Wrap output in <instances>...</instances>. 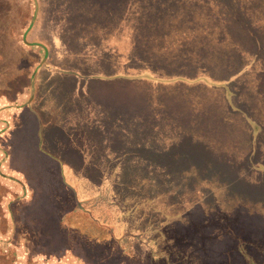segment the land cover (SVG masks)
<instances>
[{
    "label": "rangeland",
    "instance_id": "obj_1",
    "mask_svg": "<svg viewBox=\"0 0 264 264\" xmlns=\"http://www.w3.org/2000/svg\"><path fill=\"white\" fill-rule=\"evenodd\" d=\"M169 2H1L0 91L3 93L4 85L20 76L22 66L28 82L23 89L18 86L19 90L11 91L8 86L11 99L0 93V106L9 102L23 106L7 116L0 114V264H73L69 253L64 255L38 243L26 244L18 233L26 216L39 226L50 206L46 192L61 190L46 169L54 165L52 158L65 162L66 178L80 191L79 197L81 190L93 193L104 169L108 174L115 170L119 178L130 180L135 188L149 183L151 188L157 186L158 192L171 191L173 200L168 203L177 204L173 213L183 209L192 213L195 206H202L207 222L218 225V213L231 215L225 218L231 219L242 208L246 215L264 221V35L255 37L246 31L247 24L264 25V0ZM232 7L239 8L238 18H212L218 9L229 13ZM126 11L124 28L122 22L101 15ZM177 11L190 14L191 35H201L193 29H203L208 24L214 23L216 30L237 25V36L226 45L233 53L223 52V44H217L216 36L199 37L201 48L219 45L222 52L218 55L210 48L206 56L203 54L209 68H216V79L199 77V105H207L212 108V116L215 111L218 115L224 112L220 103L234 91L236 106L230 122L222 121L223 138L205 136L210 148H204L201 140L193 139L190 133H176L173 116H162L157 110L159 97L151 100V80L163 74L158 31L168 18L176 19ZM120 27L124 32L117 34L115 30ZM129 34L139 36L136 47L143 49L141 65ZM149 55L154 57L152 61ZM167 55L171 56V52ZM35 69V99L30 107H24ZM231 70L237 78L230 85ZM16 71L19 72L13 76ZM165 98H169L173 110L175 106L177 110H188V104L177 101L172 93ZM17 113H22L18 117L20 125L11 119ZM38 117L42 123L41 152L35 137ZM185 121L188 124L187 117ZM177 127L176 121V130ZM229 137L232 143H228ZM142 179L146 180L140 183ZM111 182L110 177L108 183ZM97 190L108 192L105 186ZM112 191L109 193L115 195V206L133 208L125 194ZM113 204H102L98 212L89 209L100 225L90 228L101 232L111 229L110 234L119 244L108 250L107 258H114L105 263L104 259L80 251L85 264H115L121 258L125 264H236L237 259L233 260L228 250L217 262L214 257L204 256L200 246L195 251L191 243L180 242L173 213L144 216L139 206V212L128 210L127 216H120ZM188 217L185 221L195 219L193 214ZM160 218L168 220V227L155 225ZM57 237L52 236L54 240ZM76 247L73 244L71 248Z\"/></svg>",
    "mask_w": 264,
    "mask_h": 264
},
{
    "label": "trees",
    "instance_id": "obj_2",
    "mask_svg": "<svg viewBox=\"0 0 264 264\" xmlns=\"http://www.w3.org/2000/svg\"><path fill=\"white\" fill-rule=\"evenodd\" d=\"M2 1L4 0H0V6L2 4ZM172 1L174 0H170L169 3H171ZM120 13L121 12H115L109 15H106V13H101V15L109 19L122 22L124 28L127 25V23L125 24V22H127V11L122 14ZM1 14L2 9L0 8V15ZM225 16L238 18L239 8L232 7L229 13L225 9H218L214 13L212 18L214 20L222 19ZM128 17L130 18V16ZM175 17L176 19L168 18L166 20L167 22L165 21L163 26L158 31L161 58L160 65L162 70L161 73L163 74L162 76H155L151 80V100L153 101L154 97H159L161 104L157 107V110L161 113L162 116H164L165 113L166 115L170 114L173 116L174 120L172 122V127H174L176 133H190L191 135H193V139L196 138L198 140H201L204 148H210L211 144L208 141H205L206 137H210V135H212V137L216 139L223 138L221 137L222 135H224L221 129V126H223L222 121L230 122L232 110L235 109L236 106L233 102V98L235 96L232 89L231 90L233 92L231 91L232 94L226 99V102L222 101L220 103V105H222V107L224 108V112H219L218 115L215 111V115L212 116V108H209L207 105L202 103L199 105V87H202L198 82L199 77L204 75L216 79V75H214L216 72V68H209L207 62L204 61L202 57L203 54H205V56L207 55L210 48H212L211 51H216L218 55H222L221 50H223V52L225 53H233L234 51L231 48L226 47V45L229 39L237 36V29H234V27H237V25H227L216 30L213 29V23L208 24L211 25L210 27L212 29L208 25H205L203 29H200V27L193 29L196 33L198 32L202 36L203 34L207 37L209 35L216 36L217 44H223L222 46H220L223 47L221 50L219 48V45L207 46V48L204 49L201 48L202 46L200 44L199 37H201V35H191V23L189 22L190 14H179L177 11ZM246 31L251 36L254 35L255 37H261L262 35H264V25L256 26L253 24H247ZM115 32H117V34H120L124 31L122 27H120L119 29L115 30ZM129 37L135 54L140 57V60L138 59V61L139 65H141L144 54L142 56L143 49L136 47L139 41V36L129 34ZM169 52H171V56L167 55ZM148 57L150 61L154 59V57H152L151 55H149ZM24 68L25 67L22 66L20 76L14 77L12 79V83L4 85L6 82H9L10 79L19 71H16V73L12 77L5 79V82L2 83L5 86V90L3 93L7 94V98L11 99L13 97L8 94L9 92L7 93L8 86H11V91L19 90L18 86L20 88L22 87L21 89L26 86L25 82L27 81V78L23 76L25 72ZM231 72L233 73L229 75V79L231 78V76L233 77L229 81L230 85L235 81L233 78H237L236 72L234 70H231ZM0 93L2 92L0 91ZM170 93L173 94L177 101L187 103L188 110L180 108H178L177 110L176 106L175 110H173L169 98H165L169 97ZM12 94L14 95L16 93L13 92ZM185 117L188 118V124L185 121ZM176 121L179 125V127H177V130L175 129ZM197 134L202 135H199L200 137H198ZM229 138L230 140L228 141V143H232L233 139H231V137ZM106 171L107 170H104L99 174V176H101L100 182L95 186L96 197L88 199L92 204H113L115 195L109 192H113L112 190H115L114 192L117 195L125 194V196L129 200L131 207L134 208L133 209L129 207L128 209L124 206L118 207L115 206L114 203L112 208H116L120 216H127L128 210H136L139 212V206V209L142 210V215L151 217H160V215L162 217L170 216V214L175 211V207L177 206V204L168 203L170 200H173L171 191H168L166 193L158 192L160 189L157 186L151 188L149 183L141 184L137 188H135L134 184H131L130 180L125 181L123 178H119L116 173L118 171L111 170L109 171L110 175L108 174V172L106 173ZM58 177L60 178L59 175ZM110 177L112 181L111 184L108 183V179ZM145 180L146 179H142L139 182L142 183L145 182ZM103 186L107 188V193L102 192V190H97L99 187L103 189ZM46 194L48 195L49 200H51L50 203L58 206L59 208V230H61L63 233L65 230H68L72 233L73 229H75L74 227H77V224L80 222L83 225L87 224L86 219H84L82 216H71V219L69 220L65 218V215L68 214L69 211L73 210L72 204L74 205V203L70 201L69 198V195L72 194L71 189L62 186L61 190H59V188H53L46 192ZM108 194L109 197H107ZM162 202H165L166 205H163ZM204 208H202V206H195L194 210H192V213L188 210L183 211L185 209L177 210V213H173L176 216V219L173 222H177V224L174 226L177 227V229L179 228L178 240L180 242L184 241L191 243L195 251L197 250V246H200L202 249L201 252L202 254H204V256L214 257L216 258L215 261L217 262L219 260H222V258L226 255V250H228L229 255L232 256L231 258L233 260L237 259V261H235L236 264H264L263 220L254 217V215H246L242 208H238L237 216L236 214H234V217H232L231 219H225L227 216L231 217V215L218 213L221 218H219L217 215V221H220V223H217L218 225L211 224L207 222L206 212L204 211ZM192 214L194 215L195 219L191 221H185L184 218ZM230 220L231 222L229 223ZM27 221L31 222V224L27 225ZM167 221L168 220L163 221L160 218L155 225L162 229L168 227V225L170 224ZM22 224L23 230L25 231L30 230V228H34L37 225V223L31 220L28 216L23 218ZM183 233H186L184 235H188V237L190 238L197 237V239L189 240L187 239L188 237H184ZM75 235L76 233L74 234V236ZM235 241H237V247H235ZM91 246L93 247L94 245Z\"/></svg>",
    "mask_w": 264,
    "mask_h": 264
},
{
    "label": "crops",
    "instance_id": "obj_3",
    "mask_svg": "<svg viewBox=\"0 0 264 264\" xmlns=\"http://www.w3.org/2000/svg\"><path fill=\"white\" fill-rule=\"evenodd\" d=\"M30 89H31V87H30ZM34 90H35V88H34ZM35 95L36 94L34 92V96L32 97V99H30V97H29V99L27 100V102L30 101V103L28 104L26 102L24 107H30L31 106V104L33 103V101L35 99ZM9 103H7V104L4 103L3 105L0 106V114L2 116H7L6 114H8L9 112H11V113L17 112V109L19 107H23V106L16 105L14 102H9ZM21 114L22 113H17L16 115L13 114L14 116H11V119L13 120L14 123H18V125H20V120L18 119V117ZM12 117L13 118L15 117L16 119L14 118L15 119L14 120ZM35 119H36V117H35ZM10 122H12V121H10ZM40 124H41V131H40V136H39L38 131H39V125ZM41 133H42V123H41L40 118L38 117L37 134L35 137H36V142H37V146H38V151H40V152L42 151L41 150V144H42V140H43ZM40 138H41V141H40ZM52 161L54 162V165H51L49 168H46L50 171V173H52L50 178L55 179L56 182H58L61 187L62 186L67 187V188L71 189V191H72V194L69 196V198H70V201H72L74 203V205L72 204L73 210L69 211V213L65 215V218L67 220H69V219H71V216H82L84 219H86L87 224L83 225L80 222L77 224V227H74L75 229H73L72 233L68 230L67 231L65 230L63 233L61 230H59V224H60L58 221V218H59L58 214H60L59 208H58V206L51 204L50 203L51 200H49L50 206L47 210L48 212H45L42 219L39 221L40 225L39 226L36 225L33 228L34 229L33 233H30L29 230H27V231L23 230V226H22V228L20 229V232H18L19 234L21 233V237H20L21 240L23 242L25 241L26 244L33 243L36 245L38 243V245L47 246L49 249L52 248L51 249L52 251L57 250V252H63L64 255L69 253L73 257L72 258L73 264H85V260L82 258V254L80 251H86L87 253L93 254L100 259H104V262L108 263L106 261V259L110 261V257L114 258V255L113 256L110 255V257L107 258V254L110 253V252L108 253V250L115 248V247L117 248V246H119V244L116 242V240L110 234L111 229L108 228L107 231L101 232L98 229L96 231H93L90 228V226L94 227L93 225L100 227V225L97 224V221L95 219L96 216L92 214V211H90L89 208L90 207L95 208V211L98 212V210H100L99 206L101 207L102 204H100V203L99 204H92L91 201L88 200L90 198L96 197L95 196L96 190L93 188L94 193H92V190H91V193L90 192L86 193L85 191L81 190L82 197H79L80 191H78L76 186L70 185L69 181L66 178L65 169H66L67 165L65 164V162H62V161H60L58 159H54V158H52ZM39 169L43 170L44 168H39ZM104 170H106V169H104ZM58 175L60 176V178L58 177ZM45 176H47V174ZM78 226H80V228H78ZM31 229L32 228H30V230ZM75 233L77 236L76 235L74 236ZM55 234H57L58 237L54 240L52 238V236ZM73 244L78 245V247L72 249L71 247ZM91 245H94V246L92 247ZM95 246H97V247H95ZM75 255H76V257H75ZM110 263L111 262H109V264ZM115 264H125V263H124V260L121 258V259L116 260Z\"/></svg>",
    "mask_w": 264,
    "mask_h": 264
},
{
    "label": "water",
    "instance_id": "obj_4",
    "mask_svg": "<svg viewBox=\"0 0 264 264\" xmlns=\"http://www.w3.org/2000/svg\"><path fill=\"white\" fill-rule=\"evenodd\" d=\"M31 44H34V43H31ZM38 44V43H37ZM36 72V69L35 71L33 72L32 74V77H31V94H30V99H32V97L34 96V82H33V76ZM28 104L30 103V101L27 102ZM40 131H41V124L39 125V131H38V135L40 136ZM40 141H41V138H40ZM40 145V144H39Z\"/></svg>",
    "mask_w": 264,
    "mask_h": 264
}]
</instances>
